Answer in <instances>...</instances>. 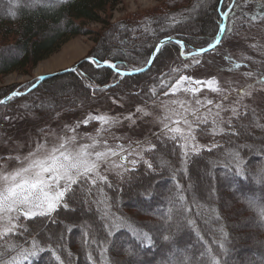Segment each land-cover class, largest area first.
Masks as SVG:
<instances>
[{"label":"trees","instance_id":"trees-1","mask_svg":"<svg viewBox=\"0 0 264 264\" xmlns=\"http://www.w3.org/2000/svg\"><path fill=\"white\" fill-rule=\"evenodd\" d=\"M33 1L0 0V78L15 72L26 74L70 38L90 35L86 22L105 23L108 27L103 36L96 38V46L89 56L101 63L97 66L81 61L76 72L47 80L23 97L16 96L0 105V135L9 121L4 117L10 118L16 110L48 121L58 112L92 103L104 89L113 92L118 88L127 91L137 87L136 91L146 88L152 93L155 89L154 94L165 91L169 87L164 85L178 79L177 74L168 71L172 67L169 65L174 66V60L192 59L180 56L179 44H166L162 49L164 56L158 57L148 72L137 76L120 79L112 69L101 68L102 62L115 63L124 72L146 68L145 61L151 50L168 37L183 41L186 54L206 48L219 32L217 22L223 23L218 8L228 11L231 6L219 48L246 31L264 27V0H224L223 5L220 0H176L177 3L162 13L112 25L101 15L118 7L121 0H48L47 6L36 7L31 5ZM256 42L262 52L264 35ZM245 65L264 77V55ZM105 85L110 86L105 88ZM13 90L14 86L0 88V101ZM19 104L20 109H16ZM255 113L252 116L249 111L247 120L233 123L241 133L239 136L226 132L215 149L190 157L186 163L177 142L164 140L145 156L153 169H148L143 162L120 182L111 184V188L105 185L99 189L83 182L74 186L76 200L69 203L68 211L60 208L51 218L22 219L20 224L27 231L17 229V234L0 238V264L129 261L131 258L126 252L116 257L112 244L115 242L127 249L136 243L133 230L147 232L152 237L153 247L142 251L140 256L150 264H217V261L219 264H258L256 260L264 258V226L258 221L264 211V127L253 126L248 130L238 127L239 123L249 121L264 125V102ZM238 162L241 175L236 173ZM144 187L149 194L141 191L142 205H133V197ZM100 190H104L108 210L130 227L108 239H105L109 228L105 227ZM144 204L159 209V215L149 213V208L148 213L139 211ZM70 222L72 231L66 227ZM252 237L260 240L251 244ZM221 243L224 248L220 247ZM36 247L45 249L38 257L25 259L21 254L25 248Z\"/></svg>","mask_w":264,"mask_h":264},{"label":"rangeland","instance_id":"rangeland-1","mask_svg":"<svg viewBox=\"0 0 264 264\" xmlns=\"http://www.w3.org/2000/svg\"><path fill=\"white\" fill-rule=\"evenodd\" d=\"M47 1L34 0L31 5L34 7L47 6ZM175 3H177L176 0H121L118 7L109 10L103 16L101 15V18L107 24L112 25L125 20L143 18L152 15V13H162ZM85 24L90 35L70 38L54 54L39 62L26 74L15 72L1 77L0 88L14 86V90L9 96L17 91L26 95L31 92L29 90L32 88V84H36L37 79L41 76L73 68L81 61L89 62L91 51L96 46V38L103 36L108 27L105 23L86 22ZM263 35L264 27H259L253 31L242 33L236 40L226 42L220 48L216 47L213 51L206 53V56L194 57L187 62L174 60V66L171 63L169 66L172 67L168 71L177 74L178 79L180 76H188L202 81H214L211 87L207 84L200 86L192 84L191 87L199 88L194 93L181 89L173 94L170 87L157 94L142 87V89L138 88L141 89L138 91H136L137 87L127 91L118 88L113 92H107L108 89H104L101 93L96 94V100L92 103L75 110L61 112L54 119L48 121H44L37 116L22 114L21 111L16 110L0 135V147L6 149V151H0V157H2L0 158V177L11 174L21 167H27L32 159L47 158L52 150L54 148L59 149L61 144L65 145L67 151L73 153L79 152L87 146L85 150L93 154L108 152L109 150L116 153L115 156L109 155L98 162L97 171L99 175L107 177V182L97 180V184L94 186L103 189L105 185L120 182L124 175L143 163L146 154L154 149L152 145H156L160 141L171 140L169 137L173 133L165 128V124H168L169 127H179L187 133V124L182 121L179 124L173 123L181 118L176 113L185 115L189 122H193L192 126L196 129V141L194 143L200 147V151L194 153L189 148L187 159L198 156L203 151L215 149L226 133L212 132L215 127L212 120L215 112L219 111L215 107L216 104H221L222 107L227 108L236 106V102L240 101L242 105L248 106L249 111L252 109L258 111L263 105L264 84L258 81L264 79V77L261 78L256 75L245 65L250 60L264 55L262 53L264 50L260 52V47L258 49V43L256 42V40L260 41ZM225 56L229 59L225 60ZM193 59L199 60L200 63L194 64ZM185 64H188L189 67L185 68ZM248 72H251L252 75L248 76ZM120 79L123 78L120 77ZM165 92L169 94L165 95ZM225 95L228 96L227 100L223 99ZM197 100L201 103L197 104ZM208 100H211L212 104H208ZM137 108L142 109V111H136ZM16 109H20V104ZM209 109H211V113H209ZM240 110H243V108ZM144 113H147V115ZM100 115L111 118L110 123L101 124L97 120L88 119L89 116ZM230 115V111L221 112V116L225 120ZM128 116L132 117L135 124L132 123V120L125 119ZM197 116H207L208 123L200 124L199 128H196ZM117 119L120 121L119 123L112 122ZM85 120H88L86 125L83 123ZM235 122L236 120H233V123ZM219 126L227 128L226 124H220ZM201 129L206 130L204 134L201 133ZM180 142L183 143V141ZM29 153H34V155L29 156ZM9 157H12V159H9ZM15 157H19V159L17 160ZM92 158L95 159L94 155ZM122 158H126V162H122ZM133 159L138 161L134 168L130 163ZM125 169H128V171H125ZM2 185L3 181L0 179V186ZM142 189L133 197V205H142L141 193L146 188ZM100 193L103 217L107 224L111 225L119 216L108 210L109 206L104 190H100ZM147 194L149 193L147 192ZM148 208L151 209L149 213H152V215H159V209L154 210L147 204L138 209L142 213H148ZM12 215H15V213ZM22 219L24 218L21 217L17 223H20ZM260 220L262 226H264L262 218L258 219L259 222ZM6 223V220H0V233L3 232ZM129 228L126 222V226L122 229ZM251 239V244H255L254 240H260V238L254 237ZM32 250V248H25L21 254L26 256ZM251 258L254 259L253 256ZM259 262L261 263V260H256L255 263L259 264Z\"/></svg>","mask_w":264,"mask_h":264},{"label":"snow or ice","instance_id":"snow-or-ice-1","mask_svg":"<svg viewBox=\"0 0 264 264\" xmlns=\"http://www.w3.org/2000/svg\"><path fill=\"white\" fill-rule=\"evenodd\" d=\"M224 0H220V4L223 5ZM218 14L220 15V19L223 20L231 11V6H229L228 11H220L217 9ZM253 19H256L254 16ZM219 27V32L215 36V40L212 43H209L206 48H199L195 51H189L187 54L184 51L185 45L183 41H177L180 45V56L184 57L185 59L194 58L197 56L203 55L206 51L213 50L218 44H220L221 40L223 39L222 34L225 32V25L221 22H217ZM172 42V38L168 37L166 40H161L159 44L155 46L154 49L148 55L147 60L145 63L147 64L148 68H150L157 60L158 57H163L164 53L162 49L165 48V45ZM171 57H167L165 59H169ZM229 59V57L225 56V60ZM90 63H94L97 66L101 62L96 61L95 58H89ZM106 67L110 68L115 72L116 75L120 76L121 78L125 76H135L141 72L147 71V68H135L134 71L131 72H124L120 70V66L110 61H103L102 62ZM194 64H199V60L193 59ZM185 68H188L189 65L185 64ZM239 67V65H237ZM75 71V70H73ZM83 75V74H81ZM248 76H251L252 73L248 72ZM40 80L46 79L45 77H40ZM261 84H264V79L258 81ZM214 83L213 80L202 81L198 79H194L193 77L188 76H180L179 79L175 81L174 84L171 85H164L165 87H170L171 92L175 94V92L184 89L185 91L196 92L199 88L191 87L192 84L197 86L207 84L209 87ZM110 85H105V88L109 87ZM32 87H36L35 83L32 84ZM85 87H90L86 85ZM155 93V89L152 90ZM235 91V89H233ZM19 91L14 92L13 96L21 95ZM168 92H165V95H168ZM224 100L228 99V96L225 95L223 97ZM5 101H0V103H4ZM197 104L201 102L199 100L196 101ZM208 104H212L211 100L207 101ZM215 107L219 109V111L215 112L214 119L212 123L215 127L212 129L213 133H225L228 132L230 135L239 136L241 133L236 130V126L233 125V120L236 121H244L247 120L249 117V109L247 105H242L240 101L236 102V106H229L227 108L222 107L221 104H216ZM243 108V110H240ZM136 111L140 112L142 109L137 108ZM211 113V109L208 110ZM230 111L231 115L225 120L224 117L221 116V112ZM147 115V113H144ZM180 115V120H176L173 123L179 124L181 121L184 124L188 125L187 133L183 132L179 127H169L168 124H165V128L173 133L169 139L172 141L177 142L176 146L182 150V156L185 158L184 163L187 162V157L189 155V148L194 153H198L200 151V147L197 146L194 142L196 141L195 131L196 129L193 128L192 123L189 122L187 117L183 114L176 113ZM59 115V112L57 113ZM251 115L255 116V110H251ZM5 120L10 119L9 117L5 116ZM89 120H97L101 122V124H109L110 119L105 115L100 116H89ZM127 120H132L131 116L125 117ZM196 128H199L200 124H207L208 118L207 116H197ZM114 123H119L120 121L114 120ZM86 125L88 120L83 121ZM132 123L135 124V121L132 120ZM220 124H226L227 128L220 127ZM264 127L258 121L255 125L252 124L251 121L248 123H239L238 127L244 130H248L251 127ZM74 131V129H73ZM206 130L201 129V133L204 134ZM10 139V137H9ZM180 141H183L181 143ZM87 146H85L86 148ZM155 148V145H152ZM215 147V145H213ZM82 148L79 152H69L65 149V145L61 144L59 149L54 148L52 153L45 159H32L30 163H28L27 167H21L11 174H5L0 179L3 181V185L0 186V220H6V225L2 233H0V238L8 234H17V229H23L27 231L23 224L17 223L21 217L26 220H34L37 216L40 217H52V214L57 212L60 208H63L65 211L69 210V203L76 200V189L74 186L81 184H92L96 185L97 180L107 182L106 176L99 175L98 169V162L106 158L107 156H115L116 153L109 150L108 152H96L90 153ZM211 150V149H209ZM0 151H6L3 147H0ZM34 153H29V156H33ZM95 157L93 159L92 157ZM2 158V157H0ZM12 159V157H9ZM15 159H19V157H15ZM143 159V157H141ZM137 160L133 159L130 161L133 168L137 164ZM144 164L147 166L148 169H153V164L148 160L143 161ZM128 171V169H125ZM236 173L238 175L243 174L240 168L239 162L236 166ZM175 179V177H173ZM109 188L112 187L111 184L107 185ZM176 188L179 189L180 185L177 183ZM90 191V190H89ZM71 194V195H69ZM67 197V201H66ZM181 200L184 199V196L180 197ZM85 204L88 203L87 200L84 201ZM264 203V202H262ZM72 211H75L74 209ZM15 213V215H12ZM262 220H264V211L260 213ZM67 218V217H66ZM70 219V218H68ZM53 223L56 221L53 220ZM191 223V221H189ZM126 226V222L122 220L120 217H116V219L111 223V225H105L106 228H109L107 232L108 237H113L116 232H119L122 228ZM68 231L73 230V225L70 222L69 225L66 226ZM22 234V233H21ZM133 236L135 237L136 243L130 244L127 249H123L122 247H118L115 242H113L112 247L115 249L114 255L116 257H121L125 252L131 258L129 261L122 262L121 259H116L114 264H150L149 261L143 260L140 258L141 252H147L153 247V240L147 232H139L133 230ZM87 235V234H86ZM225 237L227 234H224ZM165 240L168 239L167 236L164 237ZM95 241H93L94 243ZM221 248H224V244H220ZM45 251L42 247H36L32 251H30L26 256L25 259L29 257H38L40 253ZM57 260L60 259L59 256L56 257ZM91 260V256H89ZM219 264V261H217ZM261 264H264V258L261 260Z\"/></svg>","mask_w":264,"mask_h":264},{"label":"water","instance_id":"water-1","mask_svg":"<svg viewBox=\"0 0 264 264\" xmlns=\"http://www.w3.org/2000/svg\"><path fill=\"white\" fill-rule=\"evenodd\" d=\"M223 24L225 25V29H226V18H224V21H223ZM226 31V30H225ZM225 33V32H224ZM224 33L222 34V36L224 35ZM164 40H166V39H164ZM177 41H180V40H178V39H174V38H172V42H170V43H176V44H178L177 43ZM169 44V43H168ZM219 45V44H218ZM218 45L216 46V47H218ZM215 47V48H216ZM214 48V49H215ZM213 49V50H214ZM213 50H211V51H213ZM211 51H206L204 54H206V53H208V52H211ZM78 65L79 64H77L75 67H73V68H70V69H67V70H64V71H61V72H59V73H54V74H49V75H45V76H41V77H45L46 79H44V80H40L39 78L37 79V82H36V87H32L29 91H32V90H34L35 88H37L41 83H43V82H45V81H47V80H50V79H52V78H55V77H57V76H60V75H64V74H67V73H72V72H75L76 70H77V68H78ZM153 65V64H152ZM101 68H108V67H106L104 64H102L101 65ZM147 68V70L149 69L148 68V66L146 67ZM73 70H75V71H73ZM146 71H144V72H141V73H139L138 75H140V74H143V73H145ZM136 76V75H135ZM125 77H129V76H125ZM125 77H123V78H125ZM25 94V93H24ZM24 94H21V95H18L17 97H20V96H22V95H24ZM13 97H15V96H13V94L11 95V96H9V97H7V98H5L4 100H2V101H5L4 103H7L8 101H10ZM4 103H0V105H2V104H4ZM122 162H126V158H122Z\"/></svg>","mask_w":264,"mask_h":264}]
</instances>
